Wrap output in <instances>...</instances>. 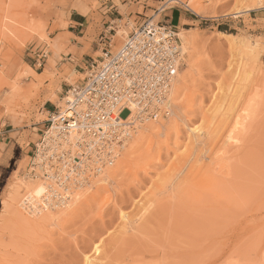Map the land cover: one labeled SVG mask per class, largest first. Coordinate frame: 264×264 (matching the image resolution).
I'll return each mask as SVG.
<instances>
[{
  "label": "rangeland",
  "instance_id": "374dc122",
  "mask_svg": "<svg viewBox=\"0 0 264 264\" xmlns=\"http://www.w3.org/2000/svg\"><path fill=\"white\" fill-rule=\"evenodd\" d=\"M86 1L92 19L75 25L73 0H0V130L7 131L0 141V264H86L96 245L100 264H222L243 256L264 264V0H181L159 14L163 0H154L104 25L95 15L105 0ZM151 16L171 23L182 47L181 31L194 39L175 74L174 83L179 75L184 82L179 98L172 93L170 115L138 124L113 165L77 188L94 197L76 205L73 191L69 217L23 225L11 211L13 192L38 177L32 155L49 113L88 78L103 48L115 52ZM69 30L88 42L82 66L65 60L70 38L83 40ZM250 99L241 141L225 145ZM151 123L160 135L148 136L125 161ZM221 163L238 165V177L208 190L202 173ZM224 193L245 203L231 200L226 208ZM20 203L26 217H42Z\"/></svg>",
  "mask_w": 264,
  "mask_h": 264
},
{
  "label": "built area",
  "instance_id": "2783aa9c",
  "mask_svg": "<svg viewBox=\"0 0 264 264\" xmlns=\"http://www.w3.org/2000/svg\"><path fill=\"white\" fill-rule=\"evenodd\" d=\"M178 3L182 2L163 0L155 14ZM100 42L110 47L112 41L103 35ZM103 54L87 80L68 91L64 107L49 113L31 169L52 197L42 198V205L25 196L22 208L28 214L67 205L75 189L98 177L117 158L129 131L170 113L171 107L164 105L183 55L171 23L148 17L118 50L103 48ZM128 103L135 104V112ZM6 132L0 130V141Z\"/></svg>",
  "mask_w": 264,
  "mask_h": 264
},
{
  "label": "bare ground",
  "instance_id": "6f19581e",
  "mask_svg": "<svg viewBox=\"0 0 264 264\" xmlns=\"http://www.w3.org/2000/svg\"><path fill=\"white\" fill-rule=\"evenodd\" d=\"M181 1V0H179ZM196 12H198L197 10H195ZM158 17V16H157ZM187 32L185 31H181L180 32V35L183 39V47L181 45V51H182V54L183 53H188L190 54V48L193 46V41L194 39H192V36H188L186 35ZM188 34V33H187ZM178 37L179 36V32H178ZM181 44V42H180ZM182 60V58H181ZM181 63V62H180ZM51 65V64H50ZM49 65V66H50ZM180 65V64H179ZM52 66V65H51ZM178 71V69H177ZM47 74V73H46ZM45 74V75H46ZM49 75V74H48ZM47 76V75H46ZM45 76V77H46ZM179 75L177 76V81H175L174 83V79H175V76H174V79L172 81V88H171V91L169 92V98H168V102L164 105V107L166 108H172V101H171V96H172V93H173V96L176 98L178 97V94L179 91L181 90L180 88L182 87L181 84H183L184 82V78ZM44 77V78H45ZM48 77V76H47ZM185 77V76H184ZM43 80V79H41ZM87 80V79H86ZM85 80V81H86ZM176 80V79H175ZM174 83V85H173ZM74 86V85H72ZM183 89V88H182ZM173 91V92H172ZM180 97V95H179ZM178 97V98H179ZM9 98V97H8ZM133 99V97L131 98ZM7 100V99H6ZM65 100V99H64ZM253 101L254 99H250L247 103V106L245 107L244 109V113L240 114L239 117L237 118L236 122H235V125H234V128H232L229 133L227 134L226 138H225V141H224V144L225 145H233V144H237V142L239 143V141H241V139H239L238 137V134L239 132L243 131L245 126H246V121H247V117L250 116L251 114H253ZM246 103V102H245ZM244 103V104H245ZM129 104V107H130V110L132 112H135V110L137 109L135 104L133 103H128ZM64 106H57V108H63ZM170 108V109H171ZM15 109V108H14ZM169 109L170 113H171V110ZM10 110V108H9ZM16 111V109H15ZM169 113V115H170ZM18 114V113H17ZM169 115H162L161 117H167ZM160 118V117H159ZM157 120V119H156ZM156 123H151V124H148L146 126L143 127V129L140 131V134L135 142V144L132 146L131 150H129L127 152V154L125 155V161H128L129 159V155L138 150L141 145L143 144V142L145 141V139L148 137V136H152V138L156 137V136H159L160 133H161V129L160 128H157V125H155ZM160 123H158L159 125ZM162 125V124H161ZM164 125V124H163ZM159 127V126H158ZM164 127V126H162ZM157 128V130H155ZM131 133H133L132 131H129V135L131 136ZM77 135V134H76ZM130 136H128L124 142H123V145H125V142L128 141V139L130 138ZM151 146V145H150ZM119 151V150H118ZM118 156H119V153L120 151L118 152ZM117 156V158H118ZM115 158L112 162H110V165L112 166L113 162L117 159ZM124 160V159H123ZM120 163V162H119ZM109 165V164H108ZM107 165V166H108ZM122 165V164H121ZM236 164H224V163H221V164H218L217 167H215L214 169L216 171H213L210 167H208L206 170H204V172L202 173V176H201V182L202 184L208 189V190H211L213 187L217 186V185H224L226 182H229L230 180H234L238 177V175L236 174L237 171H239V168L237 167L236 168ZM118 167V166H117ZM107 168V167H106ZM111 168V167H110ZM121 168V167H120ZM116 169V168H115ZM104 170V169H103ZM103 170L101 172H103ZM113 170V169H112ZM111 170V171H112ZM117 170V169H116ZM99 173V174H102V173ZM116 172V171H115ZM98 174V175H99ZM109 174H110V171H109ZM223 175H231V177H223ZM34 176V175H33ZM104 176V175H103ZM110 176V175H109ZM34 178V177H33ZM102 179V177H101ZM100 179V180H101ZM227 179V180H226ZM103 180V179H102ZM111 180V179H110ZM42 180L39 178V177H36L34 178L33 180H30L28 181V183H24L22 185V187L20 188V186H18L15 191L13 192L14 195H13V203H12V206H11V211L13 212L14 216L17 218V220H19L23 225L25 226H32L33 224H37L39 221L40 222H51V221H54V220H57V219H62L63 217L66 218V217H69V214L71 215L73 211H75V206H68L67 205V208L66 209H61L60 211H51V210H55L56 208H60V207H63V206H54L50 209H42L40 210L39 212L36 213V215L38 216H42L40 219H35V218H29V217H26L25 215H23V213L20 211V208H19V203L21 204L22 206V202H23V198L22 200L21 199V190L20 189H25V193H27V197L30 198L32 200V202L34 203H37L38 201H40V204L41 201H42V198H51L52 196H50L52 193L51 191H49V189H47V187L44 185L43 182H41ZM102 182V181H101ZM108 182V181H107ZM106 183V182H105ZM228 184V183H227ZM79 188H83V187H79ZM98 188V187H97ZM88 189V188H87ZM76 192V191H75ZM88 192V193H87ZM89 191H85V190H80V189H77V192L75 194V201L74 203L77 205L78 203L82 202V200H85L86 198H90L91 196H89ZM24 195V196H25ZM94 197V196H93ZM91 197V198H93ZM221 200L223 201V205L224 207L226 208H231L232 207V204L230 203L231 200L234 201V205L233 206H242L244 203H245V200L244 198H240L238 196H229L228 197V193H224V194H221ZM86 201V200H85ZM87 202V201H86ZM70 203V202H69ZM43 205V204H42ZM52 205H55V202L53 201L52 202ZM81 205V203H80ZM41 206V205H40ZM66 206V205H65ZM218 206V205H217ZM42 207V206H41ZM216 207V206H214ZM77 208V206H76ZM215 210V209H214ZM28 214V213H27ZM28 215H31V214H28ZM35 214L34 215H31V216H36ZM258 250V248H257ZM249 254V253H248ZM221 255L222 253L218 254L216 256V259L219 260L221 258ZM232 255V253H231ZM255 255V254H254ZM261 256V255H260ZM86 259H85V262L86 264H100L98 261L101 259L100 257V247L98 245H96L94 247V253L93 255H87L85 256ZM244 259L240 258L241 261H232V262H228V263H222V264H254V263H257V261L255 262L254 258H247L245 256H243ZM216 261V260H215ZM260 261V260H259ZM258 261V262H259ZM259 264H262L261 262H259Z\"/></svg>",
  "mask_w": 264,
  "mask_h": 264
},
{
  "label": "crops",
  "instance_id": "0c3cea01",
  "mask_svg": "<svg viewBox=\"0 0 264 264\" xmlns=\"http://www.w3.org/2000/svg\"><path fill=\"white\" fill-rule=\"evenodd\" d=\"M109 1V2H108ZM130 1V0H129ZM154 0H135L130 3L126 2V0H105L102 4V9L99 11L95 17H97L98 21L101 24L109 23L112 24L115 20L119 18H114V14L118 15H125L131 14V11H137L140 7L145 6V4H149V2H153ZM71 11H70V18L69 21L73 22L75 25H83L89 24L91 21V16L94 14L91 9H89V3L86 0H73L71 2ZM136 9V10H134ZM131 12V13H130ZM172 18L173 15L171 16ZM181 16L178 17L177 22L175 24H181ZM70 34L75 35L79 39L83 40H76L75 38H70V44L67 47V54L65 55V60H69L70 58H76V65H84L85 62L83 61L88 48V42L85 39V36L77 35L75 31L69 30ZM75 69L77 67L75 66Z\"/></svg>",
  "mask_w": 264,
  "mask_h": 264
},
{
  "label": "trees",
  "instance_id": "16d2710c",
  "mask_svg": "<svg viewBox=\"0 0 264 264\" xmlns=\"http://www.w3.org/2000/svg\"><path fill=\"white\" fill-rule=\"evenodd\" d=\"M221 30L225 31L226 29L224 27H221Z\"/></svg>",
  "mask_w": 264,
  "mask_h": 264
}]
</instances>
